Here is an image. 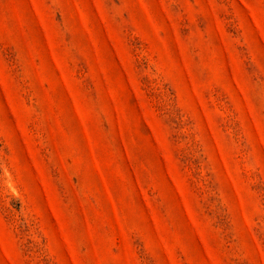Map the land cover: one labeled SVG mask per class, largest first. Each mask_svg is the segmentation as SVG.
<instances>
[{
  "label": "rangeland",
  "instance_id": "rangeland-1",
  "mask_svg": "<svg viewBox=\"0 0 264 264\" xmlns=\"http://www.w3.org/2000/svg\"><path fill=\"white\" fill-rule=\"evenodd\" d=\"M0 264H264V0H0Z\"/></svg>",
  "mask_w": 264,
  "mask_h": 264
}]
</instances>
